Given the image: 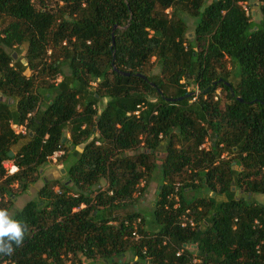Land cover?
Listing matches in <instances>:
<instances>
[{"label": "trees", "instance_id": "16d2710c", "mask_svg": "<svg viewBox=\"0 0 264 264\" xmlns=\"http://www.w3.org/2000/svg\"><path fill=\"white\" fill-rule=\"evenodd\" d=\"M49 1L0 0V208L58 147L68 178L43 179L39 200L13 212L26 232L0 264H264V0H57L55 12ZM253 1L259 23L244 11ZM163 143L161 184L133 241L141 214L112 210L137 205Z\"/></svg>", "mask_w": 264, "mask_h": 264}, {"label": "rangeland", "instance_id": "374dc122", "mask_svg": "<svg viewBox=\"0 0 264 264\" xmlns=\"http://www.w3.org/2000/svg\"><path fill=\"white\" fill-rule=\"evenodd\" d=\"M257 4V5H255ZM61 5V3L57 2V0H50L47 3V7L48 9H50L51 11H56L58 9V7ZM258 7V2L257 1H253L252 2V6L247 9V13L250 14L254 12V18H253V22L255 23H259L260 22V14L259 11L257 9ZM187 23L189 25V38H192V31H193V27L191 26L192 23V19L188 16L187 17ZM0 30H1V25H0ZM47 52H46V56H45V61L46 63H49L51 60V52L52 49L51 47L46 48ZM9 53H13L16 55V61H21L23 65H26V53H25V49L24 48H20V47H14L11 50H8ZM152 61H154V59H152ZM227 68L230 69V66L227 65ZM62 70L64 72V74H68V68L63 65ZM156 72V69H154V67L151 68V73ZM24 75L26 77H30L32 75L36 76V72L30 71L29 69L26 68V70L24 71ZM61 80V77L58 76L56 78V80L53 79H45V81H47L48 83H58ZM192 86L188 87V91L192 90ZM45 91H42L41 95L38 97V109L39 111H42L46 105L47 99L45 98ZM218 97L223 98V95L220 93V91H218ZM3 100V99H2ZM225 99L223 98V101ZM66 138H69V133L66 132L65 134ZM206 146H208V142L205 143ZM164 148H165V144L163 143L159 149H158V153L156 154V156L154 158H152V162L155 165V168L150 172V176H149V185L147 187L146 193H144L142 196H138L137 194V200L139 201L138 203L135 202V206L132 207V205L130 206H126V207H118V208H114L112 210L113 214H120V215H125V213H132V212H136V213H140L141 217L137 218L140 219V225H141V218L143 217H147L150 218V215L152 213V205L156 200V195H157V189L159 188V185L161 184V162L160 160L165 156V152H164ZM78 150H81V147L78 148ZM138 152H141V149L137 150V151H129L127 153H124L126 155H134L137 154ZM65 156H62L61 159H59V161H57L56 163L52 162V161H47L43 166L40 167L39 169V175L37 177V181L33 184L30 185L28 188V193H24L22 191H20V189L17 188L16 185L13 186V195H14V200L12 203L8 202V212L9 214L12 216L14 211H19L21 210L28 202L30 201H38V196H37V192L38 190H40L43 187V179L45 178L47 183H50L51 185L57 184L60 181H64L68 178L67 173H61V170L64 169V160L66 159L65 157H67V152L64 153ZM69 162V160L67 161ZM5 164V162H4ZM187 176L186 173L181 174V176H178L175 178L174 180V185L177 186H181L185 180V177ZM99 185L101 187V189H105L107 186L106 180H101L99 182ZM94 192L96 190V187L93 188ZM55 191H57V189L55 188ZM196 195H205V192L202 190L201 192H196ZM211 196H214V194H211ZM217 201H219V198L217 196ZM264 202V201H263ZM153 228V227H151ZM126 258L130 260H132V257H129V255H126ZM84 264H103L102 262L99 261H95L93 263H90L89 261H85Z\"/></svg>", "mask_w": 264, "mask_h": 264}, {"label": "clouds", "instance_id": "9594fccd", "mask_svg": "<svg viewBox=\"0 0 264 264\" xmlns=\"http://www.w3.org/2000/svg\"><path fill=\"white\" fill-rule=\"evenodd\" d=\"M26 226L13 218L7 209L0 208V254L11 255L13 245L23 243Z\"/></svg>", "mask_w": 264, "mask_h": 264}, {"label": "built area", "instance_id": "2783aa9c", "mask_svg": "<svg viewBox=\"0 0 264 264\" xmlns=\"http://www.w3.org/2000/svg\"><path fill=\"white\" fill-rule=\"evenodd\" d=\"M244 11L247 13V9H246V6H244ZM137 114V113H136ZM10 128L11 130L13 131V133L16 135V136H25L26 133H27V128L25 125H17V124H14V123H11L10 124ZM202 148H207L206 144H203L201 146V149ZM64 150L60 147L57 148V150H55L51 155H49L46 159L47 161H52L54 163H56L57 161H59V159L62 158V156H64ZM3 167L6 171V175H14L17 171H18V168L17 166L12 162V161H6L5 164L3 163ZM125 225H129V221H125L124 222ZM187 224L189 225V227H194V222L193 220L189 219L187 222H183L181 224L182 227H186ZM254 226H258V222L255 221L254 222ZM140 227V219H136L133 223H132V232H131V239L133 241H137L140 239V236H139V233H138V228ZM165 244V242H164ZM181 251H179L177 253V256L180 255ZM197 260L196 259H193L192 261V264H197ZM133 264H136L135 262Z\"/></svg>", "mask_w": 264, "mask_h": 264}, {"label": "water", "instance_id": "95a60500", "mask_svg": "<svg viewBox=\"0 0 264 264\" xmlns=\"http://www.w3.org/2000/svg\"><path fill=\"white\" fill-rule=\"evenodd\" d=\"M255 5H257V4H255ZM201 10H203V9H201ZM253 15H254V12H253ZM116 28V26L114 27V29ZM113 29V30H114ZM113 39H114V37L112 36V41H113ZM114 43V42H113ZM13 57H14V60H16V55L15 54H13ZM66 139L64 138L63 140H62V142H64ZM9 156L10 157H12L13 156V153H9ZM66 172V170L65 169H62L61 170V173H65ZM44 181H46V179L44 178Z\"/></svg>", "mask_w": 264, "mask_h": 264}, {"label": "crops", "instance_id": "0c3cea01", "mask_svg": "<svg viewBox=\"0 0 264 264\" xmlns=\"http://www.w3.org/2000/svg\"><path fill=\"white\" fill-rule=\"evenodd\" d=\"M256 200L258 201V202H260V203H264L263 201H264V195H258V196H256Z\"/></svg>", "mask_w": 264, "mask_h": 264}]
</instances>
